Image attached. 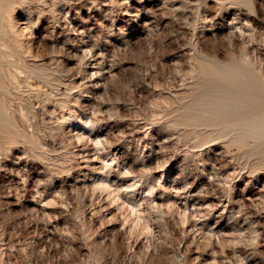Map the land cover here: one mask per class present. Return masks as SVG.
I'll list each match as a JSON object with an SVG mask.
<instances>
[{
  "label": "rangeland",
  "instance_id": "374dc122",
  "mask_svg": "<svg viewBox=\"0 0 264 264\" xmlns=\"http://www.w3.org/2000/svg\"><path fill=\"white\" fill-rule=\"evenodd\" d=\"M0 264H264V0H0Z\"/></svg>",
  "mask_w": 264,
  "mask_h": 264
}]
</instances>
